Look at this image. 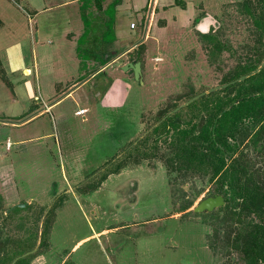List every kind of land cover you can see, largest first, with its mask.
<instances>
[{"label":"rangeland","instance_id":"1","mask_svg":"<svg viewBox=\"0 0 264 264\" xmlns=\"http://www.w3.org/2000/svg\"><path fill=\"white\" fill-rule=\"evenodd\" d=\"M185 1L187 9L172 6L161 13L165 25L151 21L145 39L141 7L131 4L119 10L120 35L131 34L134 42L146 44L143 56L134 51L143 65L139 80L130 68L106 66L82 90L87 113L75 115L72 103L55 124L47 115L19 128L0 122V264H16L24 257V264H248L235 238L257 215L242 210L227 186V204L192 210L200 199L217 193L221 175L211 178L206 168H178L172 124L185 129L195 124L196 132L210 112L216 114L214 124L218 117L217 125L227 116L221 102L235 96L246 78L241 76L248 74L240 67L264 60V36L252 15L259 7L246 12L240 9L242 0ZM14 4L24 8L27 3ZM64 4L61 10L72 14L79 26V13L85 12L82 21L89 31L80 41L78 36L72 39L74 51L39 56L41 73L43 60L47 68L43 81L55 77L57 91L70 83V76H89L98 66L94 60L107 61L104 48L114 36L107 17L117 14L114 6L102 13L93 10V0ZM81 4L84 10H78ZM205 12L214 17L211 33L191 24ZM21 16L17 19L27 30ZM129 18L136 23L133 30ZM127 57L120 61L127 62ZM231 77L236 81L209 91ZM0 80L6 81L3 76ZM164 121L167 125H159ZM244 121V129L228 138L237 149L225 152L226 167L237 158L242 178L251 175L264 190V129L254 146L253 133L261 122ZM37 130L47 136L16 143ZM17 203L26 205L8 210ZM106 228L110 230L100 242L89 237L72 250L79 239Z\"/></svg>","mask_w":264,"mask_h":264},{"label":"crops","instance_id":"2","mask_svg":"<svg viewBox=\"0 0 264 264\" xmlns=\"http://www.w3.org/2000/svg\"><path fill=\"white\" fill-rule=\"evenodd\" d=\"M22 1L27 3L24 4L25 9L20 8L19 4H14L16 0H0V66L4 70V75H6V81L0 80V113L8 117L0 119V122L4 126L9 127L12 125L16 128L33 123L37 118L42 119L44 115L49 116L54 123L57 118H62L67 106L72 103L74 104L75 110L73 113L75 115H79L76 111L80 109H84L80 115L87 113L88 107L83 105L85 101L82 90L90 79L99 74V71L106 66H111L114 69L122 67L129 62L139 61L142 71L143 65L140 60H136V52L134 51L138 49L137 56H143L146 52V44L140 41L134 42L131 34L120 35V26L122 24L120 9L124 7L129 8L131 4H138L135 7H141L140 9L143 13L141 24L146 26L143 31L144 39L147 38L148 26L151 21L153 23L156 21L159 26L166 24V17L160 15L169 7L180 6L182 9H187V2L185 0H139L135 1V3H132V0H93V10L102 13V11H108L111 6H114L113 9L117 11L114 18L107 17L108 21L111 20L114 26L113 39L104 48L107 61L103 64L94 60L93 64H98V66L90 72L89 76H83L82 78L80 75L76 78L70 76L67 78L70 79V83L57 91L56 84L59 81L55 77H53L54 81H43L42 76L47 72V68L44 66L45 61L43 60V73H41L39 56L40 59H47L52 51L56 52V54H67L68 51L72 50V39L78 36L77 40L80 41L87 34L89 31L88 29L86 30L88 23L82 21L86 17L85 12L81 13L80 11L79 13L80 21L82 22V26H79L77 19L71 18L72 14L70 15L61 10L62 7L68 5L64 3H80L81 0H68L62 2V4L58 3L57 0ZM80 8L84 10V4H81L78 10ZM90 11L88 13H91ZM21 15H24L23 20L28 24L27 30L23 28L24 24H20L19 21L21 20H18L21 19ZM100 19L103 20L105 18L101 17ZM129 20L128 25L133 30L136 28V23L131 18ZM213 20L214 17L205 12L199 18H193L191 24L197 28L199 27L200 31L206 33L211 28ZM31 24H33V28L30 26ZM57 25L61 26L58 27V38L54 39L53 32ZM135 36L139 38V34H135ZM24 43H26V47H30L29 54L25 50ZM72 51H74V48ZM27 55L30 56V59L26 58ZM123 55L129 56V58L127 57V62L120 61V57ZM117 62H120V65ZM80 66L81 62H79L78 70H82ZM15 74L16 77H14ZM90 87L92 88L93 85ZM90 87H87V89H90ZM29 129L34 130V127ZM8 130L10 131V128ZM45 136L47 135H39L37 130L35 134H31L25 139L20 138L16 143L21 144ZM9 146H11V141L7 140V150ZM107 230L110 229L92 231L89 236L79 239L73 245L72 250H77L76 248L80 246L81 242L89 237H94L93 239H96V242H100L101 236L107 233Z\"/></svg>","mask_w":264,"mask_h":264},{"label":"trees","instance_id":"3","mask_svg":"<svg viewBox=\"0 0 264 264\" xmlns=\"http://www.w3.org/2000/svg\"><path fill=\"white\" fill-rule=\"evenodd\" d=\"M239 6L241 11L244 10L246 12L252 10V6L255 9L259 7V12L256 11V14L252 12V15L255 25L264 36V0H257L255 2L254 0H242ZM211 30L213 29L210 28L208 32L211 33ZM218 45L219 47L217 46V48L220 50V46L222 45L219 43ZM136 60H140L139 57ZM260 63V61L257 64L250 63L240 68L242 70L247 68L248 71L246 73H249L255 70ZM3 72L4 70L0 66V75L6 80ZM235 78L231 77L229 80ZM235 97H237L235 102L228 104V101H231ZM223 100L225 102H221L222 110L225 113L228 112V114L219 125H217L218 117L216 124H214L213 117L216 114L213 111L207 114L200 122L198 126L199 130L196 132L193 131L196 126L195 124H192V128L185 129L179 128L176 121H173L172 125L175 127L174 130L177 134V141L174 143L176 147L174 160L179 161L178 168L180 169H201L204 171L207 169L210 171L211 178L221 175L216 194L222 195L224 199L222 206L228 202L223 193L224 186H227L232 192L233 199L235 197L240 199L242 210L257 215L258 220L247 223V228L246 226L242 227L237 232L235 240L239 239L241 241L240 248H242L246 259H248V264H264V190H262L257 181L253 180L251 175L242 178L244 174L240 160L237 158L232 159L227 168L224 156L225 152H232L237 149L235 145L228 142V138L235 137L244 129L242 126L245 123V119L255 122V125L259 121L261 122L257 132L253 133L255 138H252L254 146L258 143L259 138L257 136L264 129V66L256 73L245 78L234 97H225ZM162 124L167 125L165 121L159 125ZM159 125L153 127V129H156ZM167 127L169 126H165L164 130ZM231 155L232 153L229 156ZM243 229L245 230L243 231ZM24 258L17 259L16 264H24L22 261Z\"/></svg>","mask_w":264,"mask_h":264},{"label":"water","instance_id":"4","mask_svg":"<svg viewBox=\"0 0 264 264\" xmlns=\"http://www.w3.org/2000/svg\"><path fill=\"white\" fill-rule=\"evenodd\" d=\"M117 64L120 65V62H117ZM262 66H264V60L261 62V64L255 70L251 71L248 74L241 76V79H244L245 77L256 73ZM122 67H123V69H128V68L132 69L136 79L139 80L141 78V68H140V62L139 61L129 62V63L123 65ZM235 81L236 80H232L230 82L218 85L214 88H211L209 91H213L214 89L224 88L227 85H229L230 83H233ZM197 97L198 96H195L194 98H197ZM192 99H190L188 102H190ZM188 102H186V103H188ZM223 204H224V199H223L222 195L214 193L211 196H206V197L200 199L197 202V204H195L193 206L192 210L194 212H203L205 210L209 211V210H212L213 208H216V207L221 206ZM25 205H26V203H17V204L12 205L8 210L13 209L14 207H21V206H25ZM33 251L34 250H31V252H33ZM27 253H30V252H26L25 254H27ZM25 254H23V255H25ZM23 255H21V256H23ZM21 256H19V257H21ZM13 263L14 262H12L10 264H13Z\"/></svg>","mask_w":264,"mask_h":264},{"label":"built area","instance_id":"5","mask_svg":"<svg viewBox=\"0 0 264 264\" xmlns=\"http://www.w3.org/2000/svg\"><path fill=\"white\" fill-rule=\"evenodd\" d=\"M83 111H84V109H80V110H77L76 113H77V114H80V113H82Z\"/></svg>","mask_w":264,"mask_h":264},{"label":"flooded vegetation","instance_id":"6","mask_svg":"<svg viewBox=\"0 0 264 264\" xmlns=\"http://www.w3.org/2000/svg\"><path fill=\"white\" fill-rule=\"evenodd\" d=\"M70 190V189H69ZM48 223H50V220L48 221ZM41 233H42V231H41ZM40 243V242H39ZM15 263V262H14Z\"/></svg>","mask_w":264,"mask_h":264}]
</instances>
